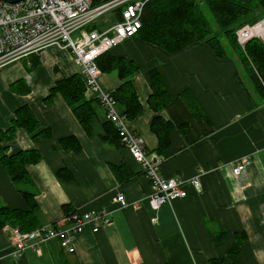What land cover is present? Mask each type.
<instances>
[{"label":"crops","instance_id":"1","mask_svg":"<svg viewBox=\"0 0 264 264\" xmlns=\"http://www.w3.org/2000/svg\"><path fill=\"white\" fill-rule=\"evenodd\" d=\"M111 54L138 66L132 83L143 111L127 120V128L149 154L164 159L161 176H200L201 188L188 187L185 198L156 208L141 165L128 149L106 138L107 110L93 92H86L94 111L89 134L61 95L45 102L56 82L80 74L74 58L47 50L10 62L0 66V131L9 130L17 111L28 106L51 132L50 138L34 140L20 128L2 143L8 155L38 151L42 157L27 167L41 223L63 227L64 206L78 213L105 211L109 223L97 233L87 227L74 239L73 253L51 240L40 253L27 250L19 257L12 253L11 231L5 227L0 230V264H209L221 259L233 264L228 255L240 241L238 264H264V100L239 75L235 57L219 59L204 43L167 52L138 36ZM152 70L160 73L172 97L159 112L149 105ZM98 82L111 94L120 85L116 71L101 72ZM183 93L195 101L201 117L194 115ZM116 110L124 116L126 108L117 103ZM155 116L174 126L162 154L150 128ZM67 138L79 142L78 151L62 147ZM244 158L251 164L236 178L232 166ZM119 195L126 198L127 208L116 202ZM0 206L29 209L1 163Z\"/></svg>","mask_w":264,"mask_h":264},{"label":"trees","instance_id":"2","mask_svg":"<svg viewBox=\"0 0 264 264\" xmlns=\"http://www.w3.org/2000/svg\"><path fill=\"white\" fill-rule=\"evenodd\" d=\"M263 19L264 0H151L145 7L142 28L136 36L167 52H176L196 43H204L219 59L235 57L239 64V75L253 94L264 100V42L252 38L242 47L237 37L240 28L253 26ZM38 64L36 61L34 67ZM98 66L102 73L117 72L120 85L112 96L126 108V120H134L143 111L132 83V77L138 71L137 64L124 58H116L108 52L98 59ZM149 79L153 91L149 105L155 112H159L170 104L172 97L157 70L150 71ZM57 95L63 97L80 125L89 134L94 111L91 102L86 98V87L81 75L75 74L56 82L45 102L51 103ZM183 98L194 115L201 117L200 110L190 95L183 93ZM20 128L34 140L50 138L51 132L50 129L40 126L28 106L17 111L16 119L9 130L0 131V163L29 208L23 210L0 206V230L9 227L27 233L44 227L35 200L34 182L27 170L29 165L40 162L42 157L38 151H20L8 155L2 143L11 141ZM150 128L159 140V152L162 154L170 143L174 126L161 116H155ZM106 130V138L109 141L120 143L119 136L110 122ZM61 145L65 149L73 148L74 151L80 148L75 138L61 140ZM63 210L66 217L76 212L72 211L70 206H64ZM241 242L229 252L228 257L233 264H238ZM222 263L221 259L211 260L209 264Z\"/></svg>","mask_w":264,"mask_h":264},{"label":"built area","instance_id":"3","mask_svg":"<svg viewBox=\"0 0 264 264\" xmlns=\"http://www.w3.org/2000/svg\"><path fill=\"white\" fill-rule=\"evenodd\" d=\"M0 0V66L34 56L47 50L70 54L79 65L86 92H93L106 108L120 144L141 165L152 187L151 200L156 208L185 198L187 188H201L200 176L192 180L166 179L160 174L164 159L149 154L142 139L127 128V120L117 110L111 93L98 82L101 71L98 59L125 40L135 37L142 28L146 5L151 0ZM261 27V28H260ZM259 31H256V29ZM242 47L252 38L264 41V19L237 31ZM250 158L235 162L232 173L243 176ZM122 208L128 207L123 195L116 197ZM65 226H44L22 233L11 229L12 253L21 256L27 250L41 252V246L58 240L63 250L74 252V239L87 227L99 232L109 223L107 212H74L64 219Z\"/></svg>","mask_w":264,"mask_h":264},{"label":"bare ground","instance_id":"4","mask_svg":"<svg viewBox=\"0 0 264 264\" xmlns=\"http://www.w3.org/2000/svg\"><path fill=\"white\" fill-rule=\"evenodd\" d=\"M261 28V27H260ZM256 31H259V29L257 28Z\"/></svg>","mask_w":264,"mask_h":264},{"label":"water","instance_id":"5","mask_svg":"<svg viewBox=\"0 0 264 264\" xmlns=\"http://www.w3.org/2000/svg\"><path fill=\"white\" fill-rule=\"evenodd\" d=\"M16 1H19V0H15V1H12V2H16Z\"/></svg>","mask_w":264,"mask_h":264},{"label":"rangeland","instance_id":"6","mask_svg":"<svg viewBox=\"0 0 264 264\" xmlns=\"http://www.w3.org/2000/svg\"><path fill=\"white\" fill-rule=\"evenodd\" d=\"M261 21H262V20H261ZM261 21H260V22H261Z\"/></svg>","mask_w":264,"mask_h":264}]
</instances>
